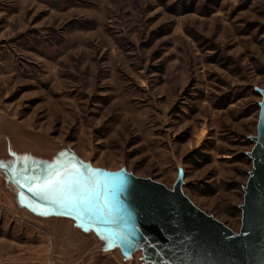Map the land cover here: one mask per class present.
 Instances as JSON below:
<instances>
[{
  "label": "rangeland",
  "instance_id": "obj_1",
  "mask_svg": "<svg viewBox=\"0 0 264 264\" xmlns=\"http://www.w3.org/2000/svg\"><path fill=\"white\" fill-rule=\"evenodd\" d=\"M257 88L264 0H0V160L24 174L74 158L172 189L183 170L184 193L239 232ZM7 188L0 264L144 263Z\"/></svg>",
  "mask_w": 264,
  "mask_h": 264
},
{
  "label": "water",
  "instance_id": "obj_2",
  "mask_svg": "<svg viewBox=\"0 0 264 264\" xmlns=\"http://www.w3.org/2000/svg\"><path fill=\"white\" fill-rule=\"evenodd\" d=\"M256 92L261 96L260 113L257 135L252 137L254 147L248 154L253 167L240 206L239 232L207 214L184 193L183 170L179 171L170 189L152 179L137 177L126 169L109 171L90 166L97 172L101 198L111 219L95 209L60 206L33 196L27 191L28 181L23 177L40 173L24 174L18 155H14L15 163L11 166L0 160L4 165L0 174L19 208L41 218L70 219L84 233H93L104 241L107 250L118 249L127 260L141 252L143 264H264V88H257ZM52 165L69 172H82L88 166L74 158ZM13 167L15 178L10 171ZM121 173L127 174L124 177L126 185L122 193H117L111 182ZM17 179L26 185L25 188L16 184ZM116 197L130 213V219L118 218L122 213L115 210Z\"/></svg>",
  "mask_w": 264,
  "mask_h": 264
},
{
  "label": "snow or ice",
  "instance_id": "obj_3",
  "mask_svg": "<svg viewBox=\"0 0 264 264\" xmlns=\"http://www.w3.org/2000/svg\"><path fill=\"white\" fill-rule=\"evenodd\" d=\"M63 155V154H61ZM26 159V157H21V160ZM15 161H10L9 164H14ZM45 162L36 161V167L31 169L33 173H40V175H24L23 179L28 181L27 191L33 196L44 199L46 202L57 204L60 206L64 205H74V206H84L86 210L95 209L100 215L105 218L111 219L108 213L105 211V205L101 198L100 185L96 180L97 172H94L90 166H85L84 171H67L60 170L53 167L52 164L41 167V164ZM4 165L0 163V168ZM11 173L14 178L16 175V169L10 168ZM25 172L29 169L25 167ZM126 173L118 174V179L112 181L114 188L117 193H122L126 185ZM92 181V183H90ZM16 184L20 188H25V184L19 179L16 180ZM115 210L122 213L119 219H125L126 217L130 219V213L123 206L122 202L118 197L115 199ZM42 215L44 213H41ZM132 233L130 232L129 235ZM104 239V237H101Z\"/></svg>",
  "mask_w": 264,
  "mask_h": 264
},
{
  "label": "crops",
  "instance_id": "obj_4",
  "mask_svg": "<svg viewBox=\"0 0 264 264\" xmlns=\"http://www.w3.org/2000/svg\"><path fill=\"white\" fill-rule=\"evenodd\" d=\"M0 177H1V174H0ZM95 235V234H94ZM96 236V235H95ZM121 257L123 258V260H124V262L126 261H129V260H127V259H125L124 257H123V255H121Z\"/></svg>",
  "mask_w": 264,
  "mask_h": 264
},
{
  "label": "trees",
  "instance_id": "obj_5",
  "mask_svg": "<svg viewBox=\"0 0 264 264\" xmlns=\"http://www.w3.org/2000/svg\"><path fill=\"white\" fill-rule=\"evenodd\" d=\"M189 12H191V11H189ZM205 164H208V162H205Z\"/></svg>",
  "mask_w": 264,
  "mask_h": 264
},
{
  "label": "bare ground",
  "instance_id": "obj_6",
  "mask_svg": "<svg viewBox=\"0 0 264 264\" xmlns=\"http://www.w3.org/2000/svg\"><path fill=\"white\" fill-rule=\"evenodd\" d=\"M2 175V174H1ZM3 176V175H2ZM55 218V217H54Z\"/></svg>",
  "mask_w": 264,
  "mask_h": 264
}]
</instances>
